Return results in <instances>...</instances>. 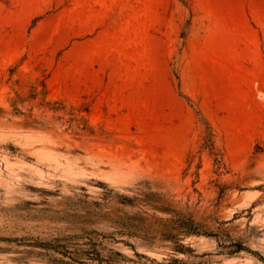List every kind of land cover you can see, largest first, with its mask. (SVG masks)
Masks as SVG:
<instances>
[{
	"label": "rangeland",
	"instance_id": "1",
	"mask_svg": "<svg viewBox=\"0 0 264 264\" xmlns=\"http://www.w3.org/2000/svg\"><path fill=\"white\" fill-rule=\"evenodd\" d=\"M0 264H264V0H0Z\"/></svg>",
	"mask_w": 264,
	"mask_h": 264
}]
</instances>
